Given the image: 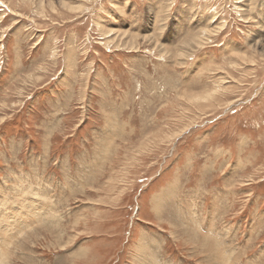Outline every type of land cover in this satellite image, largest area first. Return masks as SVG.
Here are the masks:
<instances>
[{"label": "rangeland", "instance_id": "374dc122", "mask_svg": "<svg viewBox=\"0 0 264 264\" xmlns=\"http://www.w3.org/2000/svg\"><path fill=\"white\" fill-rule=\"evenodd\" d=\"M0 264H264V0H0Z\"/></svg>", "mask_w": 264, "mask_h": 264}, {"label": "bare ground", "instance_id": "6f19581e", "mask_svg": "<svg viewBox=\"0 0 264 264\" xmlns=\"http://www.w3.org/2000/svg\"><path fill=\"white\" fill-rule=\"evenodd\" d=\"M203 34H206V33H204V31L202 32V35ZM202 38L201 39H198V40H196V41H193V39L187 44V45H189V44H192V43H196V44H198V46L199 45H201L202 44ZM191 46V45H190ZM195 47V46H194ZM196 50V49H195ZM27 210V209H26ZM25 211V210H24ZM29 211V210H28ZM24 217V216H23ZM26 217V216H25ZM22 218V217H21ZM28 221V220H27ZM17 222V221H16ZM20 222V221H19ZM18 223V222H17ZM8 229H10V228H8Z\"/></svg>", "mask_w": 264, "mask_h": 264}]
</instances>
